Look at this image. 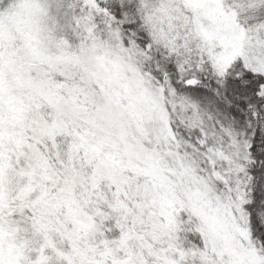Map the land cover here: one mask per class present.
<instances>
[{
    "label": "snow or ice",
    "instance_id": "6c2138e0",
    "mask_svg": "<svg viewBox=\"0 0 264 264\" xmlns=\"http://www.w3.org/2000/svg\"><path fill=\"white\" fill-rule=\"evenodd\" d=\"M0 264H264V0H0Z\"/></svg>",
    "mask_w": 264,
    "mask_h": 264
}]
</instances>
